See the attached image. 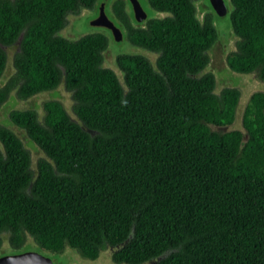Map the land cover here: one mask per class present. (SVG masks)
I'll return each mask as SVG.
<instances>
[{
  "label": "trees",
  "instance_id": "trees-1",
  "mask_svg": "<svg viewBox=\"0 0 264 264\" xmlns=\"http://www.w3.org/2000/svg\"><path fill=\"white\" fill-rule=\"evenodd\" d=\"M97 1L0 0V77L6 47L15 49L0 107L12 91L26 100L63 84L76 116L56 98L41 119L32 108L9 111L46 156L35 172L21 138L0 124V249L7 232L11 248L29 236L87 259L108 245L118 263L264 264V92L250 94L242 129L213 128L234 122L241 90L216 93L204 71L218 31L195 0H147L161 15L142 21L127 0L111 3L123 36L157 54L154 63L117 54L122 84L103 65L106 34H58L67 15ZM229 3L236 42L226 66L264 81V0Z\"/></svg>",
  "mask_w": 264,
  "mask_h": 264
},
{
  "label": "rangeland",
  "instance_id": "rangeland-1",
  "mask_svg": "<svg viewBox=\"0 0 264 264\" xmlns=\"http://www.w3.org/2000/svg\"><path fill=\"white\" fill-rule=\"evenodd\" d=\"M114 0H98L97 5L91 9H84L79 14L73 15L69 14L66 16V25L58 32L59 35L68 38H77L83 34L92 32H102L108 37V47L104 51V61L103 65L113 68L120 81L123 84L122 73L117 67L115 62V57L120 53H141L146 55L152 63L155 62L156 53L147 51L143 48L134 46L131 44L124 36L121 40L115 39L110 28L103 25L93 24V20L99 15L100 8L104 7L103 10L111 19L110 5ZM128 1V6L130 14L134 17V11L130 0ZM147 13V17L160 16L161 12L156 11L150 7L147 0H137ZM226 3V13L223 15L218 14L212 7L210 0H195L194 5L197 10V15L200 19L206 13H210L213 16L214 24L218 31V39L209 50L210 61L208 66L204 71H211L216 77L215 92L218 93L225 86L238 87L241 90V97L236 110V117L231 125L213 128L217 130L227 131L231 129H242L241 125V115L242 110L250 96L254 91L264 92V81L259 80L255 74H239L228 69L225 63L226 55L235 49L236 35L234 34L230 20L229 11L231 10V5L229 0H224ZM7 51V62L6 68L0 77V85L6 80V78L13 72V55L15 52L14 47H6ZM125 87V86H124ZM50 98L59 99L73 119H76L72 111L73 98L71 92L67 90L63 84H60L56 89L44 91L38 93L37 95L26 99L20 100L16 97L15 92L12 91L2 107H0V124L7 126L9 129L14 131L23 141L24 145L31 152V168L36 171L37 161L40 158H45V154L36 146V144L25 134L23 130L17 127L10 120L8 113L10 110L32 108L38 113L39 118L43 116L42 104L45 100ZM0 150L3 151L1 143ZM25 251H36L46 257H48L52 264H128V263H118L115 262L112 257V248L110 246H105L101 250L99 256L95 259H87L83 257L79 250L66 246L63 250L58 253L48 252L42 250L33 244L32 238L28 236L27 243L20 248H11L8 244V233L2 234V246L0 249V255L2 254H17ZM143 264H150L146 262Z\"/></svg>",
  "mask_w": 264,
  "mask_h": 264
},
{
  "label": "water",
  "instance_id": "water-1",
  "mask_svg": "<svg viewBox=\"0 0 264 264\" xmlns=\"http://www.w3.org/2000/svg\"><path fill=\"white\" fill-rule=\"evenodd\" d=\"M210 3L218 14L223 15L226 13L227 7L224 0H210ZM132 7L134 11V17L137 21L146 19L147 13L138 1L134 0ZM93 24L103 25L110 28L115 39L117 40H121L123 38L121 29L116 24H114L111 19L108 18L103 10V7L100 8V13L93 20ZM21 36L22 34L20 35L19 40L21 39ZM163 256L164 255L160 256L158 259L163 258ZM0 264H52V261L48 257L36 251H25L22 253L5 254L0 256Z\"/></svg>",
  "mask_w": 264,
  "mask_h": 264
},
{
  "label": "flooded vegetation",
  "instance_id": "flooded-vegetation-1",
  "mask_svg": "<svg viewBox=\"0 0 264 264\" xmlns=\"http://www.w3.org/2000/svg\"><path fill=\"white\" fill-rule=\"evenodd\" d=\"M133 1H134V0H131V1H130V2H131V4L133 3ZM136 1H137V0H136Z\"/></svg>",
  "mask_w": 264,
  "mask_h": 264
}]
</instances>
